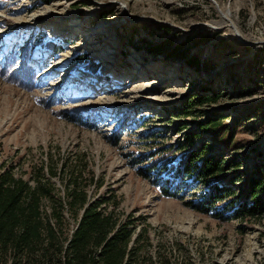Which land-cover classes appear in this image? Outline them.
I'll use <instances>...</instances> for the list:
<instances>
[{"label": "rangeland", "instance_id": "obj_1", "mask_svg": "<svg viewBox=\"0 0 264 264\" xmlns=\"http://www.w3.org/2000/svg\"><path fill=\"white\" fill-rule=\"evenodd\" d=\"M45 1L0 0V68L8 56L19 65L29 48L36 71L33 90L0 74V162L26 169L52 158L93 174L89 198L116 195L137 231L150 226L151 249H174L179 264H264V218L219 222L185 206L202 187L181 182L178 198L162 197L155 171H140L162 160V175L180 183L171 174L189 151L185 134L214 118L229 135L202 133L191 150L239 164L242 181L264 166V0ZM166 40L198 57L199 69L148 53ZM89 61L97 73L83 70ZM91 105L85 122L57 115Z\"/></svg>", "mask_w": 264, "mask_h": 264}, {"label": "trees", "instance_id": "obj_2", "mask_svg": "<svg viewBox=\"0 0 264 264\" xmlns=\"http://www.w3.org/2000/svg\"><path fill=\"white\" fill-rule=\"evenodd\" d=\"M45 46L54 54L61 52L54 42ZM146 47L150 54L185 61L194 69L200 67L198 57L189 56L184 46L173 47L168 40ZM28 51L29 48L22 50L23 58L17 66V60L8 56L0 74L11 84L33 90L36 71L27 63ZM83 58L75 61H84ZM84 66L83 70L91 74L99 70V65L91 61ZM215 101L214 96L196 97L190 103ZM96 109V105L74 107L60 110L57 115L81 123L86 121L80 118L81 113ZM207 132L219 141L229 135V129L217 118L200 124L198 133L185 134L182 148L189 151L181 156L171 174L180 183L171 184L162 175L166 169L162 160L153 161L140 171L143 175L155 171L153 179L156 183L161 180L158 189L162 197L178 198L181 182L189 183L191 189L194 185L202 187L199 193L191 194L185 206L219 222L264 218V166L255 168L242 181L239 164L225 165L220 157L190 149L199 135ZM66 167L52 158L26 169L19 162H0V264H179L174 249H151L150 226L143 224L137 231V219L121 214L116 195L89 198L87 184L95 182L93 174L86 179L82 171L71 167L67 172ZM228 171L233 175L225 181ZM241 182L243 188L237 192L234 185Z\"/></svg>", "mask_w": 264, "mask_h": 264}]
</instances>
